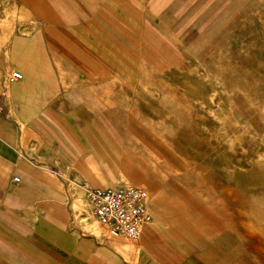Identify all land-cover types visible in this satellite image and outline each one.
<instances>
[{
    "label": "crops",
    "instance_id": "1",
    "mask_svg": "<svg viewBox=\"0 0 264 264\" xmlns=\"http://www.w3.org/2000/svg\"><path fill=\"white\" fill-rule=\"evenodd\" d=\"M150 1L0 0V264H264L241 190L192 174L167 128L116 121L104 86L120 78L105 74L130 51L120 36L152 19ZM159 3L182 19L183 0ZM126 153L134 167L105 168ZM128 184L148 191L152 216L136 239L111 233L84 188Z\"/></svg>",
    "mask_w": 264,
    "mask_h": 264
},
{
    "label": "rangeland",
    "instance_id": "2",
    "mask_svg": "<svg viewBox=\"0 0 264 264\" xmlns=\"http://www.w3.org/2000/svg\"><path fill=\"white\" fill-rule=\"evenodd\" d=\"M164 1H150L141 34L120 36L130 51L105 74L120 78L105 92L117 96L120 128H167L192 174L209 169L241 190L245 224L257 200L264 215V0H183L182 19L170 3L160 15ZM120 159L105 168L134 167ZM246 228L264 252V234Z\"/></svg>",
    "mask_w": 264,
    "mask_h": 264
},
{
    "label": "built area",
    "instance_id": "3",
    "mask_svg": "<svg viewBox=\"0 0 264 264\" xmlns=\"http://www.w3.org/2000/svg\"><path fill=\"white\" fill-rule=\"evenodd\" d=\"M10 78L20 79L22 73L14 70ZM84 188L92 213L115 235L136 239L140 236L144 224L152 219L147 207L148 191L142 186Z\"/></svg>",
    "mask_w": 264,
    "mask_h": 264
},
{
    "label": "bare ground",
    "instance_id": "4",
    "mask_svg": "<svg viewBox=\"0 0 264 264\" xmlns=\"http://www.w3.org/2000/svg\"><path fill=\"white\" fill-rule=\"evenodd\" d=\"M261 202V200H257L254 204L249 207V209L244 210V213L247 214L249 217L248 220L245 222V225L264 234V230L262 228V222H264V215L262 213V208H260Z\"/></svg>",
    "mask_w": 264,
    "mask_h": 264
}]
</instances>
